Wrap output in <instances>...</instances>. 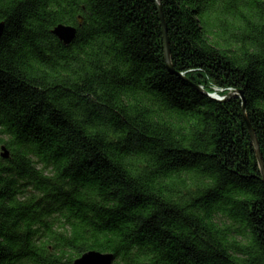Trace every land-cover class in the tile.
Wrapping results in <instances>:
<instances>
[{"label":"trees","instance_id":"16d2710c","mask_svg":"<svg viewBox=\"0 0 264 264\" xmlns=\"http://www.w3.org/2000/svg\"><path fill=\"white\" fill-rule=\"evenodd\" d=\"M160 1L175 73L157 0H0V264H264L243 101L197 89L264 162V0Z\"/></svg>","mask_w":264,"mask_h":264},{"label":"water","instance_id":"95a60500","mask_svg":"<svg viewBox=\"0 0 264 264\" xmlns=\"http://www.w3.org/2000/svg\"><path fill=\"white\" fill-rule=\"evenodd\" d=\"M158 3V9L159 13L161 15V20L163 23V28H164V35H165V60L168 69L170 70L171 73H175L173 64H172V59H171V50H170V44H169V38H168V33H167V25L164 20V15H163V10L161 6V1L157 0ZM6 24L5 22H0V40L3 36L4 30H5ZM53 33L66 45H69L72 43L75 38L77 37L78 33V28L74 25H68V24H59L55 27L53 30ZM180 77L186 79V76L183 73H179ZM197 89L202 91L203 93L208 94L209 96L221 100V101H226L231 98L239 97L243 101V117L247 123V127L249 129L253 144L255 146V151L257 154L258 162L260 165L261 173L263 176V181H264V162H263V157L261 154V149H260V144L258 141V138L256 136L255 130L253 126L251 125L247 111H246V105H245V98L243 95V92L241 90H233L229 92L227 95L221 97L217 93L209 94L203 86H197ZM2 157L4 158H9L10 157V152L7 149L5 145L2 146V152H1ZM115 255L113 253H104L100 251H89L83 254L81 257L77 258L73 264H114L115 261ZM146 264H151V263H146Z\"/></svg>","mask_w":264,"mask_h":264}]
</instances>
